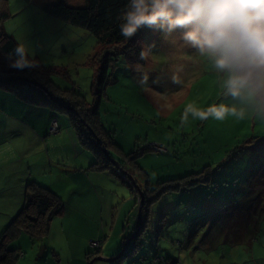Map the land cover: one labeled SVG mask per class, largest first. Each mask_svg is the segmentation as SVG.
<instances>
[{"label": "rangeland", "instance_id": "obj_1", "mask_svg": "<svg viewBox=\"0 0 264 264\" xmlns=\"http://www.w3.org/2000/svg\"><path fill=\"white\" fill-rule=\"evenodd\" d=\"M59 1L5 0L8 17L0 26L17 44L24 42L29 47L30 58L38 61V70H41L39 79L48 81L47 85L52 93L56 92L58 96L64 92L73 100L83 99L85 105L91 107L97 103L91 86L97 66L100 65L99 62L95 64L94 60L102 45L87 29L63 22L44 10L46 5ZM140 31L136 44L127 42V47L125 43L117 47L120 52L127 53V60L131 59L129 64L124 58L125 53L111 56L113 65L108 69L107 75L108 78L113 77L115 82L104 86L98 102V123L103 130L109 132V139L116 145L106 149L109 157L105 153L104 155L109 159L104 163L112 168L111 160L125 161V164H120L121 170L131 176L134 186L122 182L116 174L113 178L119 185L114 183L113 186H120V196L124 189L131 201L125 204L120 198L119 204L110 205L111 188L108 185L103 188L104 219L99 227L103 226L108 236L105 240L102 239L100 251L93 254L89 261L94 260L93 264H162L153 262V257L158 254L169 259V264H264V215L255 223L256 230L252 231V240L246 235V240L239 244L216 242V246L212 248L187 240L189 227L198 225L199 218L205 213L204 205L208 204V207H213L212 210H218L244 197L246 178L253 165L255 151L260 146L255 144L264 140V123L252 118L237 121L234 117H228L224 121L209 118L201 122L190 116L189 122L181 125L180 118L188 103L206 108L218 100L221 89L218 87L217 77L211 66L194 53L188 51L173 54V49L164 42L160 31L148 27H142ZM153 42L156 44L152 49L154 56L149 61L139 62L141 58L136 47L142 50ZM10 63V56L0 52V75L16 70L10 67ZM177 63L185 65L182 86L174 83L171 78L172 67ZM137 65L142 67L137 68ZM12 93L0 88V113L16 115L26 123V144L22 141L18 143L23 138H17L18 135L15 137L17 139L9 138V134H13L10 130L15 123L13 119L0 120V148L3 150L11 146L10 150L15 151L10 153V159H13L11 167L0 166V178L10 173L8 178L28 179V174L31 175L30 168L34 172L37 168H42L40 165H46L50 159L57 157L67 165L76 164L80 156L75 157L73 149H69V131L62 133L65 127L68 130L69 126L74 129L69 115L50 105L26 103ZM53 117L60 126L58 134H43L39 143L35 137L29 136L30 124L38 129ZM34 122L35 125L32 124ZM150 143L162 144L166 150L149 149L139 152L147 149L144 146ZM34 145L41 152H38L39 155L37 151L34 152L36 148L32 149ZM23 146L27 148L25 159L21 152ZM121 149L125 152L122 153ZM47 150L49 154L46 153ZM130 151L133 152L126 157L125 154ZM88 154L94 158L91 148ZM4 159L5 157L2 163ZM94 161L95 159L91 160L89 164ZM204 165H209L205 173L211 177L208 184L177 190L174 186L178 181L171 182L172 189L167 188V183L163 182L186 175H189L186 179H201L204 174L199 176L193 173L203 170ZM121 170L119 171L122 172ZM34 174L39 175L38 178L49 180V177L40 173ZM47 175L51 174L47 172ZM159 182L162 183L158 184ZM156 186V190L147 194L150 187ZM143 200V215L148 212V217L144 220L145 231L133 238L135 230L123 244L115 246L122 238L121 234L112 236L111 227L115 216L121 214L118 223H115L118 232L123 213L132 205L126 227V232L131 233L133 226L138 227L137 216L139 212L141 215ZM121 209L123 210L120 211ZM22 236L20 238H26L21 248L23 252L29 254L32 251L31 256L40 252L39 246L45 242L44 238L35 240L36 247L32 248L28 235ZM20 240L22 239L19 242ZM13 242L10 246L17 247ZM111 248L115 251L114 256L124 250L122 256L109 260L114 257L106 256L112 251ZM99 256L105 259L97 258ZM39 257L41 260L40 253ZM19 260L21 258L18 262ZM85 264H88V260H85Z\"/></svg>", "mask_w": 264, "mask_h": 264}, {"label": "trees", "instance_id": "obj_2", "mask_svg": "<svg viewBox=\"0 0 264 264\" xmlns=\"http://www.w3.org/2000/svg\"><path fill=\"white\" fill-rule=\"evenodd\" d=\"M126 4L127 0H60L44 7V10L49 15L68 24L87 29L96 37L98 43L102 45L94 60L95 64L99 62L100 65L97 66L91 86L92 94L97 103L91 107H87L83 99L74 98L73 100L64 92L59 93L58 96H56V92L52 93L53 91L47 85L48 81L39 79L41 75V70H38L39 65L23 70L16 69L6 75H0V88L13 92L15 96L24 102L33 105H50L65 111L70 117L81 145L93 150L95 161L92 166L97 168L107 167V163L104 162L109 159L104 155L105 152L102 147L110 149L113 145L116 146L109 139L111 137L109 132L103 130V127H100L98 123V102L104 92V86L110 82H115L113 77L108 78L107 75L108 69L113 65L111 56L124 54L125 52L122 53L117 50L118 45L126 44L127 42L136 44L137 37L141 32L139 30L128 40H125L120 35L119 22L116 17ZM7 17L6 2L5 0H0V23ZM17 45V42L6 34L0 26V52L9 56L10 53H14ZM136 50L137 54H140L138 51L140 52L141 50L138 47H136ZM126 54H124V58L126 63L129 64L131 59L127 60ZM12 58L14 59L15 57L13 56ZM138 61L143 62L142 59ZM52 119L56 118L50 119L49 126ZM57 125L58 133L60 128L58 121ZM97 140H99V143ZM257 144H260V146L255 151V159L246 178L244 197L240 201L232 202L218 210H212L213 207H208V204L204 205L205 213L199 218V224L189 227L190 229L187 232L188 242L195 243L196 241L205 248H212L216 246V242L219 244H239L246 240V235L248 236L247 238L253 239L252 231L256 230L255 223L257 219L264 215V140H259L255 145ZM143 150L148 151L149 149H142L139 152L141 153ZM109 151L112 152V150ZM132 152L124 154L128 157ZM119 164H125V161L120 160ZM208 166L204 165L203 170L193 173V175L197 174L199 176L204 174L205 176L201 179L191 177L189 180L186 179L189 175H186L180 178L166 179L163 182L167 183V188L170 187L172 189L173 187L170 186L171 182L178 181L177 185L174 186V188L177 187V190L208 184L211 180V177L205 174ZM113 170L115 173L114 168ZM121 179L131 187L134 186L132 184L133 181L131 182L130 180V183L125 178ZM186 182L189 184L185 185ZM161 183L159 182L158 184ZM156 188L157 186L154 188L150 187L147 194L153 192ZM26 190L27 198L24 204L0 232V264H15L18 256L23 255V252L18 250V248L10 246L11 242L22 232L26 233L31 239H42L48 234L53 217L59 216L63 212L64 205L61 199L50 189L30 177L27 179ZM144 205L145 200H143L141 206V222L133 238L145 231V221L148 217V212L143 215ZM178 243L181 244L180 242ZM96 251V249L89 248L88 244L86 257L90 259ZM158 261H161L162 264H169L167 258L156 254L153 257V262Z\"/></svg>", "mask_w": 264, "mask_h": 264}, {"label": "clouds", "instance_id": "obj_3", "mask_svg": "<svg viewBox=\"0 0 264 264\" xmlns=\"http://www.w3.org/2000/svg\"><path fill=\"white\" fill-rule=\"evenodd\" d=\"M116 19L125 40L142 27L158 30L173 54L190 51L211 66L221 89L218 100L206 108L188 103L181 125L190 116L201 122L234 117L264 123V0H127ZM155 47V42L144 46L140 58L149 61ZM9 56L14 69L38 65L24 42ZM171 71L182 86L185 65L177 63Z\"/></svg>", "mask_w": 264, "mask_h": 264}, {"label": "crops", "instance_id": "obj_4", "mask_svg": "<svg viewBox=\"0 0 264 264\" xmlns=\"http://www.w3.org/2000/svg\"><path fill=\"white\" fill-rule=\"evenodd\" d=\"M9 119H13L15 121V123L12 125V129H10L13 132V134H9V138L11 137V139H13L18 135L17 138L23 137L21 140H19L18 143H21L22 141V143L26 144L24 140V138L27 136V132L25 129L26 123L23 120L20 121L16 117V115L8 114L6 112L0 113L1 121L2 120L5 121ZM49 121L38 129L32 127V125L30 124L31 133L29 136L35 137L38 143L41 142L40 137L43 134L44 135L46 133L47 135L49 134V129H48ZM32 124L35 125L36 123L34 122ZM67 131H69V142L71 144V147H69V149L70 150L73 149L72 152L75 157L80 156L79 161H77L76 164L67 165L64 163L63 159L57 157L56 159H50V161H48L46 165L43 166L40 165L42 168H37L34 171L35 173L38 174L40 173L45 177H49V180L45 178H38L39 175H35L34 172L31 170L32 168H30L31 175L29 176L28 174V178L30 177L31 179L35 180L42 186L50 189L61 199L64 205L63 212L61 215L55 216L51 220L49 232L44 237V239L42 238L43 240H45V242L41 243V245L39 246L40 252H35L34 256H31L32 251H30L29 254H26L21 249L24 246V242L26 241V238H20V237H23L22 235L26 233L22 232L14 240L15 242L12 241L14 246H17L15 248H18V250L23 252L22 256H18V259L21 258V260H19L18 262L17 259L15 264H85V260L86 261L88 260L86 257V252L88 250V241L91 239L105 240L106 237L108 236V234L105 233L103 226L102 228L99 227V224L101 222L103 223V219H104L103 200L105 197V190L103 188H107V185L109 188H111L109 189V194L111 198L110 205L119 204L120 198L122 199L123 202H125V204L131 201L129 200L127 192L124 191V189L121 190V196H120L118 193L120 189L118 187L120 186H115V187L113 186L114 183L116 185H119L117 180L113 178L115 177L113 176L115 175L113 168L121 170V166L119 162H116L117 160L116 161L111 160L113 163L112 168H109L110 166L109 164H107V167L105 168L104 167L97 168L92 166L94 162L91 164L89 163L91 162V160L95 159L94 152H93L94 155L93 158L92 156H90V154H88V151H90V149L83 147L81 145L75 129L69 126V130H68L65 127L63 128L62 133H65ZM4 136L6 135L4 134ZM6 142H8L9 145H11L10 144L11 142L9 140H7ZM10 147L7 149H3L4 151L1 150L0 148V166L4 165L5 167H11L10 162L13 161V159L12 158L10 159V153H15V151L10 150ZM25 147L26 146H23L21 148V149L24 148L23 150L19 148L23 154L24 159L26 158V153H27L26 150L27 148ZM34 148H36L35 145L33 146L32 149ZM121 150L122 152H125V150L123 149ZM121 150H117V151L120 152ZM35 151H37L36 153L37 155H39L38 154L39 149L36 148L34 149V152ZM46 153L49 154V151L47 150ZM3 157H5V159L4 162L2 163ZM23 171L24 174L26 175V167L23 168ZM46 171L51 175L48 176ZM122 172H124L126 177L130 178L133 181V179L128 173H126L125 171ZM9 174L10 173L6 174V177L4 178H0V232L9 223L12 216L15 215V213L19 210V208L22 207V205L24 204L27 198L26 196L27 179L21 177L8 178ZM122 182L124 181L122 180ZM108 183L110 184L112 183V184L109 185ZM131 208L132 205L129 208V210H127V212L123 213L122 221H121L122 225L118 232H116L115 223H118L121 214H117L114 218L115 221L111 227L112 236L116 234L118 235L121 234L122 236L121 240L120 241L118 240L116 242L117 245L115 246L117 247L120 244H123L124 240L128 238L133 233V231L137 229V226H135L136 228L133 226L131 233L126 232L128 217ZM122 210L123 209H121L120 211ZM19 239L22 240H20L19 242ZM29 239H30V243L33 244L32 246L31 245L30 246L32 248H35L36 247L35 240L38 239H31L30 237ZM39 253L42 258L41 260L39 257ZM114 254L115 251L114 249H112V251L108 252L106 256L113 257ZM159 262L161 261H158V263Z\"/></svg>", "mask_w": 264, "mask_h": 264}, {"label": "built area", "instance_id": "obj_5", "mask_svg": "<svg viewBox=\"0 0 264 264\" xmlns=\"http://www.w3.org/2000/svg\"><path fill=\"white\" fill-rule=\"evenodd\" d=\"M57 131H58L57 121H56V119H52L50 122V126H49V133H57ZM144 148H147L150 150L155 149L156 151L166 150V148L162 144H158V143H150L148 145H145ZM116 173L120 177L125 178L127 181L130 182V180L124 174H122L119 170H116ZM88 244H89V248L97 250L96 253H98L100 251V249L103 245L102 240H99V239H91L88 241ZM87 259H88V264H90L91 260L89 261V257Z\"/></svg>", "mask_w": 264, "mask_h": 264}, {"label": "water", "instance_id": "obj_6", "mask_svg": "<svg viewBox=\"0 0 264 264\" xmlns=\"http://www.w3.org/2000/svg\"><path fill=\"white\" fill-rule=\"evenodd\" d=\"M97 142L99 143V140H97ZM102 149H103V151L105 152V155H107V156L109 157V154L106 152L105 147H102ZM139 211H140V210H139ZM140 222H141V215H140V212H139V214H138V216H137V224H138V227H139ZM138 227H137L136 231L138 230ZM135 233H136V232H135ZM132 236H134V234H133ZM128 242H129V241H128ZM128 242H127V243H128ZM123 251H124V250H122L118 255L114 256L113 258H111V259H109V260L112 261V260H115V259L120 258V257L122 256V254H123ZM97 258L105 259V258H103V256H99V257H97ZM93 261H94V260H91V261H90V264H93Z\"/></svg>", "mask_w": 264, "mask_h": 264}]
</instances>
